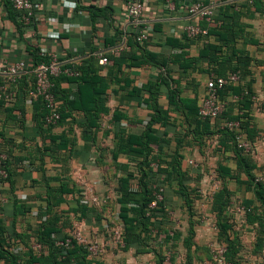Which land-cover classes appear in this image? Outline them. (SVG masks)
<instances>
[{
  "label": "crops",
  "instance_id": "0c3cea01",
  "mask_svg": "<svg viewBox=\"0 0 264 264\" xmlns=\"http://www.w3.org/2000/svg\"><path fill=\"white\" fill-rule=\"evenodd\" d=\"M139 1L142 15L139 25L135 26L127 18L126 0H31V22L18 30L11 18L9 0H0V62L25 63L22 75L26 80L33 76L39 63L45 62L34 64V50L42 57L54 53L61 63L86 61L99 54L111 56L104 66L92 61L95 74L107 84L99 99V105L107 109L105 113L90 117L81 111H69L61 123L46 127L39 124L40 111L34 100L20 95L14 103L0 104V147L4 145L7 150L9 173L0 186V251L19 255L21 260L26 257V244H33L32 237L48 217V200L56 204L51 213L67 216L69 221L77 218L78 214L72 212L77 205L89 208L91 212L78 219L83 230L107 228L105 215H108L109 203H114L118 214V180L125 176L118 164L132 171L141 160L117 153L118 130L140 136L155 115L151 108L154 106L166 111L163 124L153 123L156 136L164 139L158 143L160 151L167 160L171 156L180 159L185 180L180 183L174 177L165 184L166 215H160L155 221L154 241L149 240L152 250L137 253L129 248L123 251L120 244V256L131 254L138 263L144 257L148 258V264H158L157 253H160V264H175L180 254L185 264L186 260L193 264L197 258L195 254L202 249L213 251L212 248L223 244L219 249L226 252V239L236 236L230 217L233 210L242 217L246 227L254 228L243 218V201H253L254 194L238 182L245 181L246 176L237 171V158L217 132L216 123L209 121L197 125L186 118V110L179 103L177 106L169 104L170 91L175 93V99L195 98L198 101L204 95L210 67L206 46L216 44L213 36L206 40L186 38L183 28L188 22L201 24L204 21L188 16L185 8L196 1L216 7L224 0ZM258 1L259 12H254L251 0L240 2L248 6L241 21L249 25L247 37L252 42L241 38L234 42V49L244 51L249 59L242 79L235 85L234 92L227 95L226 102L232 104V112L236 114L239 112L235 103L237 93L246 89L252 96L247 112L255 134L252 152L247 156L255 165L252 171L255 180L264 183V0ZM138 32L145 35V51L150 62L140 63L136 59L140 52L132 36ZM50 33H56L58 38L47 36ZM5 78L0 72V81ZM58 91L69 101L76 99L74 83L61 81ZM114 112L126 118L115 121L112 119ZM61 133L65 134L66 143L62 144L57 138L51 140ZM150 147L153 153L159 152L156 144ZM193 162L203 163V166L200 164L199 169L192 166ZM163 177L158 174L157 178L162 180ZM109 180L115 182L116 188L111 200L106 186ZM223 189L230 193L222 210L228 229L221 227L218 214L212 209L214 195ZM16 207H21L25 213H15ZM203 210L211 213L213 219L198 222L197 214ZM178 216L184 218V225H176ZM158 228L159 236L156 235ZM191 229L193 234L187 249L183 244ZM164 230L176 233L175 247L164 244ZM46 252L47 249L43 255ZM215 256H212V264ZM96 259L98 257L89 252L86 255L88 261ZM98 260L111 264L113 258ZM222 264L234 263L223 259Z\"/></svg>",
  "mask_w": 264,
  "mask_h": 264
},
{
  "label": "trees",
  "instance_id": "16d2710c",
  "mask_svg": "<svg viewBox=\"0 0 264 264\" xmlns=\"http://www.w3.org/2000/svg\"><path fill=\"white\" fill-rule=\"evenodd\" d=\"M240 1H229L224 0L219 6L213 9L212 15L210 16V21H206L205 18H200L203 23L198 24L201 28L206 29V36H196L187 37L189 39H200L206 40L207 37L213 36L216 44H207L206 54L209 58L210 67L207 70L210 76L224 77L229 73H238L239 81L242 79L243 70L245 68V63L248 62V55L241 50L234 49L233 45L236 39L241 38L248 43L252 40L248 39L246 28L249 27L241 21V18L245 17L247 11V5H241ZM250 5L254 8V12H259V1L251 0ZM9 9L11 11V18H13L18 30H22L23 24L20 20V13L12 7L9 0ZM205 23V24H204ZM212 24V25H211ZM138 33H134L133 43L135 47L139 50L140 55L136 58L140 63L150 62L148 53L145 51V40L141 43L136 41L135 36ZM129 44V43H128ZM224 47V48H223ZM106 57L107 63L110 62L111 56L108 54H102ZM182 56V55H181ZM179 56V57H181ZM69 59V58H68ZM40 61L49 62V57H42L37 53L36 50L33 51V62L36 65ZM59 61V60H58ZM97 64V56L93 55L88 60H80L77 62H66L61 63V69H70L77 72V75L68 76L65 74H59L57 76L51 77L53 83L52 93L56 97L57 109L59 112V120L56 124L61 123L67 116L69 111H81L85 116H96L98 113H105L107 109L99 105L100 96L106 91L107 84L95 74L94 62ZM187 60L185 59V62ZM190 61V60H189ZM188 61V63H190ZM242 62V65H239ZM106 65V64H105ZM100 66V65H99ZM104 66V65H103ZM61 81L76 84L77 95L76 99L68 100L65 96L59 93L58 86ZM238 81V82H239ZM238 82L236 84H238ZM34 83V74L29 79L26 80L24 75H21L17 80V93L13 101L15 102L18 96L26 97V92ZM226 86L223 90L219 91V99L224 101L225 108L221 115L214 121L215 128L217 132L223 136V139L227 145L233 150L237 158V171L242 172L246 176L245 181H238L246 185L247 189H251L254 194V200H244L243 205L245 207L244 221L247 225H252L254 228L257 225L259 236L257 238L254 250L257 253L261 252L264 243V183L255 180L252 171L255 169V165L252 163L247 153H243L241 150L236 148L234 141V133L221 127L224 120H236L239 122V127L244 138L251 143H253V136L255 134L253 126L250 124V117L248 115V108L252 103V96L248 90L242 89L237 93V98L235 103L239 107V112L234 114L232 112V104L226 102V97L230 93H233L235 85ZM172 93V94H171ZM175 93L170 91L169 104L172 106H177L179 103L182 108L186 110V118L190 122L195 124L203 125L207 124L209 120H200L197 114V101L195 98H174ZM3 102H0L2 104ZM34 103L38 105L39 109V124L46 127L51 125H46L44 122V117L46 114V109L43 105L41 98L34 100ZM90 104L92 105L91 107ZM155 107V106H154ZM154 110V117L151 122L147 125L146 130L140 135L127 134L123 129L118 130L117 135V153L132 155L134 157H139L141 160L136 164L135 169L130 171L126 165L118 164V169L125 172V176L118 180L119 189L117 192L116 202L119 204L118 209V220L122 231L120 233V241L123 251L129 248H134L137 253L148 252L152 250L149 240L154 241L153 229L155 227V221L160 216L166 215L165 203H164V187L165 184L169 183L171 180L179 179V182L183 183L185 180V173L180 170L179 161L177 157H170V159H165L160 151L161 145L159 142H164V139H160L156 136V129L153 127L154 122H163L166 120V111L164 110ZM264 108V105H263ZM262 108V109H263ZM125 115L119 114L117 112L113 113L112 119L119 121L120 119H125ZM91 124V120L88 122ZM65 134L61 133L59 136L51 140L54 141L56 138L61 140L62 144L66 143ZM151 144H156L159 152L153 153ZM0 151H3L8 156L7 150L4 145L0 147ZM115 156V155H114ZM169 156V155H167ZM7 159V158H6ZM6 164V162H5ZM7 169V166H6ZM226 169L223 172L226 173ZM8 172V169H7ZM9 174V173H8ZM158 174L164 175V179L159 180ZM162 188L161 191L162 199L156 201L155 207H149L150 202L155 200V193L159 192L158 189ZM230 193L225 189L220 190L214 195L212 209L217 212L218 219L220 220V225L223 229H228L229 225L227 223L226 215L222 214V210L228 201V196ZM47 213L48 217L45 222L40 224L34 237H32V242H36L41 246L40 254L36 255L29 244H26V257L22 260L19 255H13L7 251H0V260L3 261L2 264H102L98 259L88 261L86 260V255L88 254L85 247L77 244L74 240L64 247L56 244L57 241H65L67 238L63 234L62 225L65 224V216L58 213H51V208L56 204L53 200L47 201ZM74 214H78L77 219L86 216L91 210L89 208L77 205L76 209H73ZM15 213L24 214L25 211L21 207H16ZM164 230L162 233L164 235V244H168L171 247H175L173 241L176 240V233L173 231ZM161 232L159 228L157 229L156 235L159 236ZM193 231L191 229L188 236L184 240V248H189L191 244V237ZM240 248L239 240L237 236L226 239V252L223 253L224 261L235 263L234 256L238 253ZM47 249L46 254L43 255L44 251ZM159 256V262L162 261V256ZM158 262V264H160ZM186 263L188 264L187 260ZM1 264V263H0Z\"/></svg>",
  "mask_w": 264,
  "mask_h": 264
},
{
  "label": "built area",
  "instance_id": "2783aa9c",
  "mask_svg": "<svg viewBox=\"0 0 264 264\" xmlns=\"http://www.w3.org/2000/svg\"><path fill=\"white\" fill-rule=\"evenodd\" d=\"M229 1H240V0H229ZM12 7L20 13V20L22 24L28 26L31 22L33 15V7L31 0H10ZM171 9L174 8L172 4L169 5ZM126 15L128 20L135 26L139 25L142 15V4L139 0H126ZM214 5H205L199 1L185 8L187 15L190 17H200L205 18L206 21H210V16L212 15ZM183 32L187 37L196 36H206V29L201 28L198 24L193 22H188L184 28ZM50 38H58L56 33H50ZM136 41L141 43L144 41L145 35L138 32L135 36ZM49 57L48 63H39L34 69V83L30 89L26 92V98L29 100H36L41 98L43 105L46 109V114L44 117V122L47 125L56 124L59 120V112L57 109V101L55 95L52 93L51 89L53 83L51 77L57 76L59 74H65L68 76L77 75L70 69H61L60 62L58 61L57 55L54 53H46ZM107 59L105 56L99 54L97 55V64L103 66L107 64ZM26 65L22 61H17L12 64H3L0 62V72L5 75V79L0 81V102L12 103L16 97L17 93V80L25 72ZM239 81L238 73H229L224 77L210 76L205 84L204 95L200 98L198 102L197 114L200 120L215 121L223 112L225 108V102L219 99V91L223 90L226 86L234 85ZM264 114V108H263ZM221 127L228 129L234 133V141L236 148L241 150L243 153H251L253 149V143L246 140L241 133L239 122L236 120H224ZM6 158L5 152L0 151V186L6 180L8 172L6 169ZM163 189L159 188L157 193H155V200L150 202L149 207L153 208L156 205V201L162 199L161 191ZM244 210V208H242ZM122 227L119 225L113 231L114 238L119 244L120 233ZM74 240L77 244L85 247L86 250L94 257H98L101 254V250H94L91 243L83 239L79 233L76 234L74 239L66 238L65 241H57L56 244L59 246H68ZM36 255L40 254L41 246L34 242L30 246ZM214 264L223 263V250L218 251L214 257Z\"/></svg>",
  "mask_w": 264,
  "mask_h": 264
},
{
  "label": "rangeland",
  "instance_id": "374dc122",
  "mask_svg": "<svg viewBox=\"0 0 264 264\" xmlns=\"http://www.w3.org/2000/svg\"><path fill=\"white\" fill-rule=\"evenodd\" d=\"M203 166V163H200ZM199 163L196 164L195 162L192 163V166H196L200 169L202 167ZM107 194L110 196L109 200L113 199V195L115 193V182L114 181H107ZM207 207L205 208V210ZM109 212L108 215L106 214V221L108 223V227L101 229H90L89 231L83 230L81 226H79L80 221L77 218L71 219L69 221L67 219V216H65V224L62 225L63 228V234L67 238L74 239L77 233L80 234V236L85 239L87 242L91 243L94 250H101V254L98 256V259L105 260L106 258L112 256L113 261L111 264H148L147 259L148 258H142L141 261L138 263L136 259L131 255H127L125 257L120 256V253L122 252L120 247V244H118L117 240L114 238V229L120 225L116 208L114 206V203H109ZM203 210V212H200L197 214L198 216V222H208V220L213 219V215L211 213H208V211ZM233 212V213H232ZM231 212L230 217L233 220V223L235 224V234L239 239L240 248L238 256L235 257V263L236 264H264V243L263 248L261 252L257 253L255 252L254 247L257 241V238L259 236L257 225L255 228H249L246 227L243 224L242 217L238 215V212L236 210H233ZM211 214V215H210ZM211 216V218H210ZM178 218L176 220V225H184L185 221H182L184 218L181 216L176 217ZM244 218V217H243ZM223 245V244H222ZM219 245L215 248H212L210 251H206V249H202L199 252L195 254V257H197L195 260H193V264H212V256L217 254L218 251H222L221 246ZM208 254V255H207ZM119 255V256H118ZM207 259V260H205ZM175 264H185V259L182 255L178 254L175 258Z\"/></svg>",
  "mask_w": 264,
  "mask_h": 264
}]
</instances>
